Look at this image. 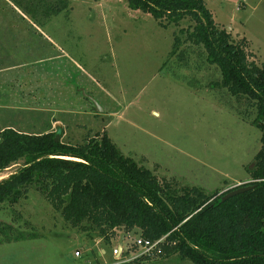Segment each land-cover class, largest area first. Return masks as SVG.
<instances>
[{
  "label": "rangeland",
  "instance_id": "1",
  "mask_svg": "<svg viewBox=\"0 0 264 264\" xmlns=\"http://www.w3.org/2000/svg\"><path fill=\"white\" fill-rule=\"evenodd\" d=\"M63 1L61 14L33 22L0 0L2 29L31 31L25 46L11 50L15 63L29 65L0 73L1 85L7 83L0 89V130L54 131L70 144L106 133L124 155L179 190L220 197L253 182L250 170L262 146V132L252 124L256 112L215 85L222 73L202 47L186 44L183 61L170 55L175 35L193 22L166 29L126 0ZM203 1L221 29L236 42L248 40L250 61L262 66L264 0ZM52 52L60 58L41 61ZM22 166L0 173V181ZM0 224L12 226V238L24 234L0 244V264H131L130 255L141 254L117 260L112 253L120 237L106 245L72 228L35 189L19 204L0 203ZM133 243L126 238L124 249ZM136 264L193 263L173 256Z\"/></svg>",
  "mask_w": 264,
  "mask_h": 264
},
{
  "label": "trees",
  "instance_id": "2",
  "mask_svg": "<svg viewBox=\"0 0 264 264\" xmlns=\"http://www.w3.org/2000/svg\"><path fill=\"white\" fill-rule=\"evenodd\" d=\"M4 1L33 22L58 16L68 4L63 0ZM126 1L131 10L151 15L166 29L193 22L194 26L180 28L175 35L170 55L183 61L180 50L186 44L202 47L208 61L222 73V81L215 85L256 112L252 124L262 132V146L250 170L253 182L246 185L252 188L227 200H223L226 194L216 197L195 188L179 190L124 155L106 133L70 144L56 142L54 131L31 134L5 127L0 130V173L21 162L23 166L0 181V203L19 204L35 189L72 228L96 234L106 245L135 228L142 230L144 240L164 239L161 252L131 264L173 256L193 264H264V63L258 66L250 61L248 40L236 42L221 29L203 0ZM2 30L4 43L12 29ZM30 34L29 29L16 31L20 47ZM3 56L2 66L8 62ZM23 64L14 62L17 69ZM11 228L0 224L5 235L0 244L24 238L23 233L12 238Z\"/></svg>",
  "mask_w": 264,
  "mask_h": 264
},
{
  "label": "crops",
  "instance_id": "3",
  "mask_svg": "<svg viewBox=\"0 0 264 264\" xmlns=\"http://www.w3.org/2000/svg\"><path fill=\"white\" fill-rule=\"evenodd\" d=\"M213 14V13H212ZM214 16V15H213ZM214 19H215V17H214ZM3 22V20H1L0 19V52H1V50H2V48H3V50H5V51H7L8 50V54L7 53H4V54H1L0 53V73H5V75H7L6 73L7 72H12V71H14V70H16L17 69V66L16 65H14V61L13 60H15L14 58V55H12L11 54V50H15L16 48L18 49V47H20V43L18 42V38H17V36H16V31L15 30H13L12 29V31H9V35H8V39H7V41H5L4 43H2V41H1V39L3 38V33L5 32L4 30H2L1 29V23ZM215 22H216V19H215ZM217 23V22H216ZM4 31V32H3ZM46 43H48V44H53L51 41H50V39L49 40H47L46 39V41H45ZM7 49V50H6ZM2 55H4L3 56V58H5V57H8V62H5V64L2 66L1 64H2V61H1V58H2ZM58 59V58H60V56H59V53L58 52H52V53H49L48 55H46V58H45V60H41V61H46L47 60V62L48 61H52L53 59ZM13 61V62H12ZM13 63V64H12ZM29 62H26V63H24L23 65H22V67H26V66H28L29 64H28ZM24 65H26V66H24ZM21 66V65H20ZM21 67V68H22ZM3 70V72H1ZM3 85H7V83L6 84H2L1 85V83H0V89H1V87L3 86ZM4 96V95H3ZM0 99H1V92H0ZM11 101V100H10ZM120 241V240H119ZM125 241V240H124ZM117 246H120V244L118 243V245ZM104 252V254H103V256H107V251H103ZM105 252H106V254H105Z\"/></svg>",
  "mask_w": 264,
  "mask_h": 264
},
{
  "label": "built area",
  "instance_id": "4",
  "mask_svg": "<svg viewBox=\"0 0 264 264\" xmlns=\"http://www.w3.org/2000/svg\"><path fill=\"white\" fill-rule=\"evenodd\" d=\"M164 239H161L156 242H151L148 240H144L143 237H134V243L130 249H124V245L122 246H116L115 249L113 250V257L116 258L117 260H123V258H126L125 255L131 254L132 252L135 253L136 250H141L140 255H130L132 256L131 259L133 258L132 261L140 259L142 257H151L154 256L157 252H161V244L163 243ZM124 243V242H123ZM133 250V251H131ZM102 252V251H101ZM106 254V252H105ZM81 255L80 251L76 252V257H79ZM101 255V253H100Z\"/></svg>",
  "mask_w": 264,
  "mask_h": 264
},
{
  "label": "water",
  "instance_id": "5",
  "mask_svg": "<svg viewBox=\"0 0 264 264\" xmlns=\"http://www.w3.org/2000/svg\"><path fill=\"white\" fill-rule=\"evenodd\" d=\"M84 93H85V96H86V97H88L90 100L93 101V103H94V105H95V110H96L97 112H103V109H102V107L98 104V102H97V101H96L91 95H87L85 91H84ZM59 141H60V135L57 134V136H56V142H59ZM251 188H252V187H241V188H238V189L232 191L231 193H229L228 195H226V196L224 197L223 200H227L228 198H231V197H233V196H236V195H238V194H241V193H243V192H246V191L250 190ZM142 234H143V232H142V230L139 229V228H135V229H134L131 233H129V234L123 233V234L120 236L119 244L122 246V244H123V242H124V240H125L126 238H133V237H135V236H136V237H141Z\"/></svg>",
  "mask_w": 264,
  "mask_h": 264
}]
</instances>
